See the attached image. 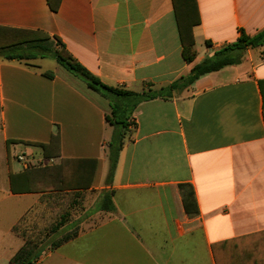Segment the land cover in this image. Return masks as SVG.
Instances as JSON below:
<instances>
[{"label": "crops", "instance_id": "1", "mask_svg": "<svg viewBox=\"0 0 264 264\" xmlns=\"http://www.w3.org/2000/svg\"><path fill=\"white\" fill-rule=\"evenodd\" d=\"M197 3L191 64L182 56L172 0H0V26L46 33L44 51L63 45L104 84L142 94L187 75L241 31L264 29V0ZM48 57L54 59L0 55V264H12L24 245L14 227L41 197L60 192L15 193L11 177L19 187L18 174L62 160L96 161L93 173V163L71 168L81 171L80 182L90 180L74 191L109 193L112 208L82 210L77 236L43 250L36 264H264L255 243L264 236V46L171 98L140 102L111 176L109 101ZM57 132V157L28 144H48ZM36 151L41 165H32ZM190 191L196 214L184 207ZM236 239H246L238 243L247 252L242 262L235 244H223Z\"/></svg>", "mask_w": 264, "mask_h": 264}, {"label": "trees", "instance_id": "2", "mask_svg": "<svg viewBox=\"0 0 264 264\" xmlns=\"http://www.w3.org/2000/svg\"><path fill=\"white\" fill-rule=\"evenodd\" d=\"M175 12V18L178 26V32L180 37V43L182 46V56L184 60L191 64L198 55L196 50V43L194 38L193 29L201 22L200 12L198 9L197 0H172ZM52 6L55 10V5ZM50 40V36L46 33L37 31H28L22 29H14L0 26V55L7 60H31L36 58V54H25L21 52L22 47H26L31 50H46L41 44L42 42ZM58 43L61 42L59 39ZM264 46V29L254 36L247 35L244 31H241L239 38L231 45L216 52L212 57L205 59L201 63L196 64L191 71L179 78L177 81L163 87L159 90H152L144 92L142 94L134 91L120 88L111 87L104 84L100 79L91 74L86 68H84L62 45L59 50L53 52L54 59L66 70L75 76L84 80L87 85L93 90L99 92L104 98L109 101L112 109L111 117L107 116L106 121L109 125L113 126L118 131L114 134L109 143V159L110 176L114 165L117 161L118 153L120 152L123 144V136L127 133L131 124V117L134 109L138 104L144 100L154 99L157 97L171 98L173 92H181L191 87L196 80L200 77L218 71L226 66L236 64L241 58L234 56V53H244L249 49H257ZM44 76L52 79L54 73L52 71H46ZM35 147L42 149L46 158L57 157L60 150V133L57 132L52 135L51 141L48 144L28 143ZM93 163V167H89L91 173L94 172L96 161H69L62 160L58 165L46 166V167H32L25 170L23 173L18 174L17 179L21 180L19 187L15 186V176L11 177L12 190L15 193L25 192H55L66 191L69 189L88 188L90 180L82 183L75 177L81 173L79 170L75 171L71 169L77 163L81 169L80 163ZM65 168L66 174L64 172ZM65 174V175H64ZM75 179V181H74ZM27 184V186H26ZM184 207L189 214L197 213V202L195 195L192 191L184 192ZM102 208L104 211L112 208L111 194L106 193L103 197ZM24 218L22 219V221ZM69 222V214L61 215L60 219L51 227L50 234L57 233L62 227ZM20 225V224H19ZM18 226L14 227V231L18 233ZM78 234V230L66 234L63 238L53 244L51 250L60 247L62 244L73 240ZM258 235L256 238V249L259 251L258 261L264 260L261 252L264 251V236ZM23 247L11 258L12 264H36L43 253V249L38 248V244L33 240L27 238ZM246 239H236L226 243L235 244V258L242 262V258H245V248L240 247L238 243H241ZM257 264H261L257 262Z\"/></svg>", "mask_w": 264, "mask_h": 264}, {"label": "rangeland", "instance_id": "3", "mask_svg": "<svg viewBox=\"0 0 264 264\" xmlns=\"http://www.w3.org/2000/svg\"><path fill=\"white\" fill-rule=\"evenodd\" d=\"M21 52L25 54L53 55L50 51L31 50L28 48H24ZM246 52L234 53L233 55L243 58ZM46 59L48 63L57 65V62L53 58L48 57ZM117 131L118 129L115 130V133ZM30 157H32L34 161L32 165L43 164V159L37 151ZM108 157H110V155ZM103 195L104 194L100 197H96L93 193L87 191H74L73 189L46 194L41 197L35 207L25 215L24 220L20 221L18 234L24 239V244L26 240H28L27 238H29L33 240L34 243L38 244L37 250L43 249L47 251L51 249L55 242L63 238L66 234L76 230L77 222H75V219L78 215L80 216L82 214V210L89 208V212H94L98 209L102 204ZM66 213L69 214V222L57 233L50 234L51 227L60 219L61 215Z\"/></svg>", "mask_w": 264, "mask_h": 264}, {"label": "built area", "instance_id": "4", "mask_svg": "<svg viewBox=\"0 0 264 264\" xmlns=\"http://www.w3.org/2000/svg\"><path fill=\"white\" fill-rule=\"evenodd\" d=\"M18 159L22 161L25 165H28L29 163V161L23 155L18 156Z\"/></svg>", "mask_w": 264, "mask_h": 264}]
</instances>
